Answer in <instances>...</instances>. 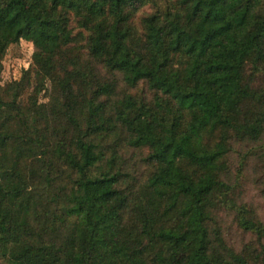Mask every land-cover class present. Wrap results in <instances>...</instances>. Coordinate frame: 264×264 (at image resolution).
I'll return each mask as SVG.
<instances>
[{"label": "trees", "instance_id": "1", "mask_svg": "<svg viewBox=\"0 0 264 264\" xmlns=\"http://www.w3.org/2000/svg\"><path fill=\"white\" fill-rule=\"evenodd\" d=\"M148 3L141 39L132 18ZM73 27L86 33L92 60L158 92L152 102L127 95L107 113L99 98L112 85L75 88L89 68L70 71L57 58ZM21 39L34 45L43 75L64 70L58 109L71 132L68 143L48 145L35 126L0 128L1 264H264V225L243 206L238 224L256 246L236 252L208 226L231 188L220 176L230 141L264 134V0H0V59ZM7 108L15 101L0 96V114ZM116 124L131 146L149 150L152 170L135 195L121 187L114 156L99 167L94 136ZM214 131L209 146L202 134ZM9 138L13 151L4 148ZM45 148L68 168V184L56 190ZM261 148L255 171L264 192Z\"/></svg>", "mask_w": 264, "mask_h": 264}, {"label": "rangeland", "instance_id": "2", "mask_svg": "<svg viewBox=\"0 0 264 264\" xmlns=\"http://www.w3.org/2000/svg\"><path fill=\"white\" fill-rule=\"evenodd\" d=\"M164 0H160L163 2ZM151 10L149 3L141 8L132 18V26L136 34L141 37L143 28L142 16ZM73 40L64 50V57L58 58L70 71H85L88 75L74 82L75 88H82L85 82L108 83L113 86V94L109 97L101 96L99 99L108 103L107 113L113 112V107L118 100L130 95L135 100L152 102L158 93L148 86L145 80L129 86L123 79L121 72L110 71L99 62L92 60L84 50L86 33L73 27ZM35 48L32 42L21 39L10 44L3 57L0 59V96L3 100H14L16 109L7 108L0 114V128L16 130L18 126L26 132V127L35 126L38 130L33 132L41 139L45 138L48 145H54L57 140L68 143L71 128L66 125L59 112L60 84L59 78L65 76L60 67L48 75H43L37 70L33 61ZM76 65L77 68H73ZM95 74L94 80L91 75ZM95 81V82H94ZM90 91V90H89ZM14 93L17 96L14 97ZM88 90L86 92L88 96ZM185 117L184 122H186ZM188 120V119H187ZM62 127H66L64 134ZM128 132L120 124L111 130L104 131L94 136L95 143L102 150L103 159L100 168H106L105 162L112 156L113 170L117 171L122 180L121 187L134 195L139 186L144 182L152 170V165L146 161L148 147H134L128 143ZM205 144L212 146L217 140V131L202 134ZM264 134L256 141L234 140L230 141V149L225 156L226 168L220 175L231 188L226 192L225 199H221L212 208L211 219L208 226L213 231H218L223 242L234 251L239 252L245 244L256 246L254 233L246 231L238 224L239 207L245 208V216L253 218L264 225V192L263 185L258 182L255 168H258L257 157L263 153ZM22 147V146H21ZM8 151L18 148L13 138L7 140L4 147ZM46 162L52 164V175L56 178L55 190L60 185L68 184L67 166L60 160L56 161L51 154L52 148H45ZM257 156V157H256ZM186 167L193 171L192 166ZM99 169V168H98ZM71 175L72 172H70ZM264 244V238L262 239ZM2 260H0V264Z\"/></svg>", "mask_w": 264, "mask_h": 264}]
</instances>
